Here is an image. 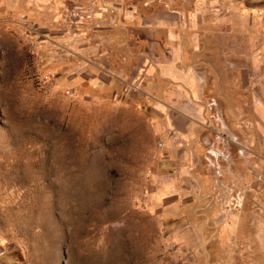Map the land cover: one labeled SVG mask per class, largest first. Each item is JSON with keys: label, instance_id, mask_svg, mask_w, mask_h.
Listing matches in <instances>:
<instances>
[{"label": "rangeland", "instance_id": "obj_1", "mask_svg": "<svg viewBox=\"0 0 264 264\" xmlns=\"http://www.w3.org/2000/svg\"><path fill=\"white\" fill-rule=\"evenodd\" d=\"M173 63L202 97L162 132ZM0 249L264 264V0H0Z\"/></svg>", "mask_w": 264, "mask_h": 264}, {"label": "crops", "instance_id": "obj_2", "mask_svg": "<svg viewBox=\"0 0 264 264\" xmlns=\"http://www.w3.org/2000/svg\"><path fill=\"white\" fill-rule=\"evenodd\" d=\"M247 29L250 28L247 27ZM221 68H223V66H221ZM157 73L160 80L169 83L173 82V84H176L177 88L173 89L172 92L165 89L158 92V98H156L157 101L155 102V111L156 114L160 116V122L157 124L156 129L163 132L164 129L175 127L177 131H180L181 128L179 123L186 122V117L177 115L173 111H175L177 104H181L188 100H198L202 97V77L192 69L180 70L174 63L161 65ZM214 78L217 86L220 87L223 83L221 73L215 71ZM185 106H189V104L185 102ZM259 112L261 113V110H259Z\"/></svg>", "mask_w": 264, "mask_h": 264}, {"label": "built area", "instance_id": "obj_3", "mask_svg": "<svg viewBox=\"0 0 264 264\" xmlns=\"http://www.w3.org/2000/svg\"><path fill=\"white\" fill-rule=\"evenodd\" d=\"M158 145L161 146L162 144L159 142ZM3 254H4L3 249H0V255H3Z\"/></svg>", "mask_w": 264, "mask_h": 264}]
</instances>
